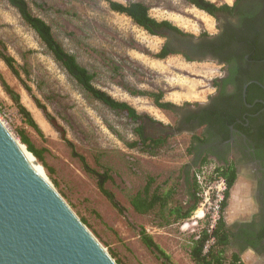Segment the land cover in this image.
I'll list each match as a JSON object with an SVG mask.
<instances>
[{"label": "rangeland", "instance_id": "1", "mask_svg": "<svg viewBox=\"0 0 264 264\" xmlns=\"http://www.w3.org/2000/svg\"><path fill=\"white\" fill-rule=\"evenodd\" d=\"M113 1L125 5L142 2L149 8L151 17L169 21L197 38L201 34L212 36L218 31V22L212 16L183 0ZM208 1L232 5L236 0ZM27 2L32 12L52 27L63 47L94 75V85L98 89L117 101L128 103L139 114L161 125L174 126L177 114L158 108L146 95L131 94L132 90L161 92L163 101L182 108L186 104L206 102L216 91L214 81L224 76V67L213 60L187 61L181 54H172L163 60L154 58L167 40L149 34L127 16L112 11L105 0ZM0 40L15 58L23 82L1 58L0 73L20 95L40 133L26 124L1 80L0 119L18 139V132L23 131L41 151L47 167L37 161L41 169L117 264L118 261L119 264H163L142 244L136 226H144L153 235L173 264H194L186 246L190 235L201 226L198 219L191 217L160 229L153 226L151 216L133 211L129 197L143 188L148 176H155L158 183L168 180L170 185L189 166L191 175L195 173L202 185L199 204H204L206 191L210 192L214 203L216 186L223 178L209 181L208 176L220 164L208 160L203 166H194L189 149L190 135L185 132L169 135L155 156L140 148H130L128 144L139 140L137 124L85 93L7 0H0ZM25 86H29L31 92ZM35 98L47 107L53 123L38 107ZM62 132L91 168L111 171L113 180L108 181L106 187L128 209L125 215H121L100 192L95 178L72 154ZM246 173L242 168L232 187L224 214L226 221L232 217L230 204H254L253 199L247 198L253 189ZM185 193L182 182L176 200H186Z\"/></svg>", "mask_w": 264, "mask_h": 264}, {"label": "flooded vegetation", "instance_id": "2", "mask_svg": "<svg viewBox=\"0 0 264 264\" xmlns=\"http://www.w3.org/2000/svg\"><path fill=\"white\" fill-rule=\"evenodd\" d=\"M260 17L264 18V0H242L234 16L222 13L213 17L218 31L208 39L183 38L170 30L162 31L165 43L180 51L185 59L188 55L193 60L209 59L221 64L222 79H228V83L217 87L204 103L169 110L178 116L174 126L143 118L146 137L158 139L188 133L195 161L207 159L225 167L233 166L235 182L242 168L247 171L253 189L247 198L253 199L254 204H230L232 217L225 220L229 232L226 253H237L244 264H264V59L250 60L248 54L264 55V40L260 36L264 25ZM244 52L248 53L243 62L233 57ZM227 55L229 60L221 62ZM247 77L252 79L246 82Z\"/></svg>", "mask_w": 264, "mask_h": 264}, {"label": "trees", "instance_id": "3", "mask_svg": "<svg viewBox=\"0 0 264 264\" xmlns=\"http://www.w3.org/2000/svg\"><path fill=\"white\" fill-rule=\"evenodd\" d=\"M110 9L116 13L123 14L130 18L136 25L145 30L151 35L163 36L162 31L170 30L183 38L195 39L197 37L187 34L180 30L178 27L174 26L169 21H158L151 17L149 13V8L142 2H131L129 4H122L113 0H105ZM191 4L198 10L205 12L206 14L216 17L219 14H225L228 16H234L236 14L239 2L242 0H236L234 4L228 5H217L208 0H183ZM7 2L14 7L21 19L37 34L40 41L52 55L54 60L66 71V73L77 83V85L89 96L95 100L102 102L104 105L124 115L130 122L137 124L136 133L139 137L138 141L128 144L130 148H140L141 151L155 156L157 151L165 145L166 138H150L146 137L143 118L145 116L139 114L132 106L128 103L120 102L115 100L106 92L98 89L94 85V75L90 71L79 63L76 56L68 52L63 45L56 39L52 27L41 17L35 15L27 0H7ZM260 23L264 25V18L260 17ZM253 33L252 31H250ZM260 36L264 40V28L262 29ZM199 37L208 39L210 36L207 34H201ZM211 46V42H208ZM204 45V43H203ZM202 45V46H203ZM180 51L172 48L169 43H165L160 51L153 55L154 58L163 60L169 55L179 54ZM248 52H244L242 55H234L233 57H238L241 62L245 61L244 56ZM249 59H264V55H257L256 53L250 52ZM0 58L4 61L7 67L11 70L14 76L19 80H22L21 70L13 56H11L3 41L0 40ZM232 58V57H231ZM188 61H195L190 56H186ZM229 60V55L227 58H222L221 62H227ZM258 78V77H256ZM247 81L252 79L247 77ZM262 80V77L258 78ZM0 80L6 90L10 95L13 102L17 106L19 113L22 115L26 124L40 133V128L35 122L30 111L22 104L21 97L16 93L3 79L0 73ZM228 83V79H216L214 81V86L220 87ZM26 89L31 92L29 86H25ZM240 91H242V84L239 86ZM131 91V90H130ZM133 95H146L153 99L155 105L164 110H176L179 109L175 104L171 102L163 101V94L161 92H150L143 93L140 91H131ZM35 101L39 108H41L46 117L52 122V117L50 116L47 107L41 103L40 100L35 98ZM190 105V104H186ZM53 123V122H52ZM63 139H65L68 145L72 149V154L78 157L81 161L85 171L92 175L97 183L100 192L109 200L114 208L121 214L125 215L128 209L124 207L116 198L115 194L107 189L106 183L113 180L112 173L109 169L103 171H97L90 167L84 156L79 155L74 145L66 139L65 132H62ZM18 137L20 141L27 147V149L33 154L38 163H42L44 168L47 169L43 156L40 150L36 149L32 142L29 140L27 135L23 131L18 132ZM190 153H193L194 148L190 147ZM208 163L205 159L202 162L195 161L194 166ZM188 168V169H187ZM218 178H223L227 182V191L225 193V198L222 205V210L227 206V198L229 196V190L235 184L237 174L234 167H225L223 165L217 166L213 171L211 176H208L209 181H213ZM184 182L186 188V200L178 202L175 198L178 187ZM56 182L54 181V184ZM180 183V184H179ZM202 189V185L197 179V175L194 173L191 175V168L187 166L174 183L169 185V181H163V183H158L155 176H148L145 185L142 189L137 191L135 194L129 197V203L133 211L139 215H149L152 217L153 226L163 229L169 228L173 225L180 224L183 221L190 219L193 213L198 209L200 199L198 198V193ZM201 223L200 228L193 232L190 237L188 244L186 246V251L188 253L189 259L194 264H244L237 253L232 256H228L226 253V247L229 243V232L227 229V224L224 217L218 221L217 225L209 232V219L199 221ZM135 229L138 232V236L142 244L152 252L159 260H162L163 264H173L170 256L161 248V246L155 241L153 235L147 232L144 226H136ZM211 238L215 239V243L211 246L207 253H204V247L207 241ZM120 262L118 261V264Z\"/></svg>", "mask_w": 264, "mask_h": 264}, {"label": "water", "instance_id": "4", "mask_svg": "<svg viewBox=\"0 0 264 264\" xmlns=\"http://www.w3.org/2000/svg\"><path fill=\"white\" fill-rule=\"evenodd\" d=\"M0 264H117L1 124Z\"/></svg>", "mask_w": 264, "mask_h": 264}, {"label": "built area", "instance_id": "5", "mask_svg": "<svg viewBox=\"0 0 264 264\" xmlns=\"http://www.w3.org/2000/svg\"><path fill=\"white\" fill-rule=\"evenodd\" d=\"M216 201L213 203L211 201L210 192L206 191L204 195V204H199L198 209L193 213L192 217L201 221L208 217L209 219V232L217 225L221 217H224L222 210V203L225 198V193L227 191V182L225 179L220 181L219 186H216ZM199 195V194H198ZM201 212V217H198V212ZM215 243V239L211 238L206 242L204 247V253H207L211 246Z\"/></svg>", "mask_w": 264, "mask_h": 264}, {"label": "bare ground", "instance_id": "6", "mask_svg": "<svg viewBox=\"0 0 264 264\" xmlns=\"http://www.w3.org/2000/svg\"><path fill=\"white\" fill-rule=\"evenodd\" d=\"M0 124L3 126V128L6 130V132L9 134V136L12 138V140L15 142V144L19 147V149L25 154V156L32 162V164L39 170V172L43 175V177L47 180V182L55 189L54 185L52 184L51 180L48 178L46 173L41 169L39 164L37 163L36 158L33 156V154L27 149V147L18 139L5 125V123L0 119ZM58 192V191H57ZM201 212H198V217H201Z\"/></svg>", "mask_w": 264, "mask_h": 264}]
</instances>
